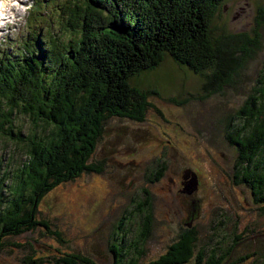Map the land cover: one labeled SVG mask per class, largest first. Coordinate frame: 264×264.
I'll return each mask as SVG.
<instances>
[{
    "label": "trees",
    "instance_id": "16d2710c",
    "mask_svg": "<svg viewBox=\"0 0 264 264\" xmlns=\"http://www.w3.org/2000/svg\"><path fill=\"white\" fill-rule=\"evenodd\" d=\"M225 0H58L35 2L31 20L15 43L0 51V134L25 158L0 177V249L12 236L37 226L59 237L38 217L44 195L83 172H101L92 161L105 123L113 117L143 121L157 88L137 81L170 57L202 76L210 96L235 77L262 48L264 6L249 31L216 32L213 19ZM47 8V10H45ZM57 32V34H54ZM5 43H0L2 46ZM18 46V48H17ZM13 49H15L13 51ZM243 105L230 116L225 137L237 148L234 181L264 204V69ZM26 118L22 131L16 118ZM237 120V121H236ZM160 166L157 179L163 170ZM139 203L141 224L133 237L115 235L111 264H222L228 256L195 252L197 235L185 228L156 258L140 262L152 228L150 191ZM130 216H123L117 231ZM61 242L63 239L58 238ZM55 264H96L81 253L62 252Z\"/></svg>",
    "mask_w": 264,
    "mask_h": 264
},
{
    "label": "rangeland",
    "instance_id": "374dc122",
    "mask_svg": "<svg viewBox=\"0 0 264 264\" xmlns=\"http://www.w3.org/2000/svg\"><path fill=\"white\" fill-rule=\"evenodd\" d=\"M26 2L31 0H15L9 7L15 6L10 12L16 16L0 26V43H5L0 51L26 34L31 20ZM258 6H264V0H225L213 19L216 32H250ZM262 33L256 57L233 84L210 96L202 95L201 75L170 57L154 71L143 73L137 79L139 86L159 91V96L149 98L144 120L108 119L91 159L102 163V171L83 172L55 186L39 203L38 217L48 220L63 242L37 226L6 240L0 264H55L53 257L62 252L111 264L115 235L126 231L128 238L133 237L141 224L137 209L145 188L152 199V228L141 245L140 262L156 258L183 229L193 227L195 252L203 249L207 256L212 250L216 254L228 251L222 264H264V204L254 202L250 189L234 181L237 148L225 137L227 119L258 85L264 69ZM15 123L26 133V118L18 117ZM24 158L23 148L0 134V177L4 169L15 168ZM160 166L164 167L161 175L154 179ZM194 175L198 184L193 189ZM125 215L130 220L115 233Z\"/></svg>",
    "mask_w": 264,
    "mask_h": 264
},
{
    "label": "clouds",
    "instance_id": "9594fccd",
    "mask_svg": "<svg viewBox=\"0 0 264 264\" xmlns=\"http://www.w3.org/2000/svg\"><path fill=\"white\" fill-rule=\"evenodd\" d=\"M13 5H15V0H0V26H3V21L8 8ZM8 14L10 15V12Z\"/></svg>",
    "mask_w": 264,
    "mask_h": 264
},
{
    "label": "water",
    "instance_id": "95a60500",
    "mask_svg": "<svg viewBox=\"0 0 264 264\" xmlns=\"http://www.w3.org/2000/svg\"><path fill=\"white\" fill-rule=\"evenodd\" d=\"M191 185L193 186L192 188H196V185H197V178L196 176L194 175L193 176V179L190 181Z\"/></svg>",
    "mask_w": 264,
    "mask_h": 264
},
{
    "label": "bare ground",
    "instance_id": "6f19581e",
    "mask_svg": "<svg viewBox=\"0 0 264 264\" xmlns=\"http://www.w3.org/2000/svg\"><path fill=\"white\" fill-rule=\"evenodd\" d=\"M8 17H9V16L6 15L5 18H4V20H6V18H8Z\"/></svg>",
    "mask_w": 264,
    "mask_h": 264
},
{
    "label": "flooded vegetation",
    "instance_id": "af4514ba",
    "mask_svg": "<svg viewBox=\"0 0 264 264\" xmlns=\"http://www.w3.org/2000/svg\"><path fill=\"white\" fill-rule=\"evenodd\" d=\"M197 178V177H196ZM197 184H198V178H197ZM197 186V185H196Z\"/></svg>",
    "mask_w": 264,
    "mask_h": 264
}]
</instances>
